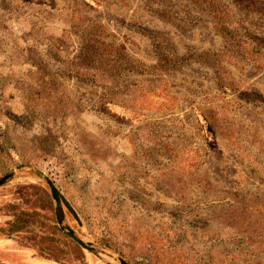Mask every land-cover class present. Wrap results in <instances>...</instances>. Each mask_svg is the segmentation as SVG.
Segmentation results:
<instances>
[{
  "label": "rangeland",
  "instance_id": "374dc122",
  "mask_svg": "<svg viewBox=\"0 0 264 264\" xmlns=\"http://www.w3.org/2000/svg\"><path fill=\"white\" fill-rule=\"evenodd\" d=\"M262 46L264 0H0V264H264Z\"/></svg>",
  "mask_w": 264,
  "mask_h": 264
},
{
  "label": "water",
  "instance_id": "95a60500",
  "mask_svg": "<svg viewBox=\"0 0 264 264\" xmlns=\"http://www.w3.org/2000/svg\"><path fill=\"white\" fill-rule=\"evenodd\" d=\"M10 177V176H9ZM8 176L3 178L2 180H0V186L3 185L5 183V181L9 178ZM48 185L50 187L52 196L54 201L57 204L58 208H63L65 207L70 213L71 215L76 219V220H80L78 213L76 212V210L74 209V207L71 205V203L69 202V200H67V198H65V196L62 194V192L55 186V184L48 180ZM60 224H62V219L60 220ZM68 236L74 241L76 242L79 246H81L83 249L85 250H89L92 251L93 247L90 246L89 244H87L86 242H84L79 236H77L74 232L68 231L67 232Z\"/></svg>",
  "mask_w": 264,
  "mask_h": 264
},
{
  "label": "trees",
  "instance_id": "16d2710c",
  "mask_svg": "<svg viewBox=\"0 0 264 264\" xmlns=\"http://www.w3.org/2000/svg\"><path fill=\"white\" fill-rule=\"evenodd\" d=\"M211 13H213V16L215 15V16H217V17H220L219 16V12H211ZM219 21V20H218ZM219 31L221 32V33H224V32H226V31H228L227 30V28H226V26L225 25H223L222 23H221V28L219 29ZM256 43V42H255ZM261 48H264V46H262ZM251 57H253V56H251ZM217 61V60H216ZM220 70V68H218V71ZM221 70H224V68H221ZM218 87H219V89L221 90V91H223L224 92V94H227V93H231V90L229 89V88H227V87H225V85L223 84V77H224V74H223V72L222 71H220V72H218ZM237 91H239V90H237ZM241 96H243L244 97V99H245V101H250V102H253V100H255V99H252L251 97H253L255 94H252V92H247V91H245V92H241V94H240Z\"/></svg>",
  "mask_w": 264,
  "mask_h": 264
},
{
  "label": "flooded vegetation",
  "instance_id": "af4514ba",
  "mask_svg": "<svg viewBox=\"0 0 264 264\" xmlns=\"http://www.w3.org/2000/svg\"><path fill=\"white\" fill-rule=\"evenodd\" d=\"M7 176H8V177H9V176L11 177L12 174H9V175H7ZM7 176H5V177H7ZM5 177H4V178H5ZM10 177L5 181V183L10 179ZM2 179H3V178H2ZM2 179H0V180H2ZM10 180H11V179H10ZM5 183H4L3 185H5ZM3 185H1L0 187H2ZM60 214H61V213H60Z\"/></svg>",
  "mask_w": 264,
  "mask_h": 264
}]
</instances>
